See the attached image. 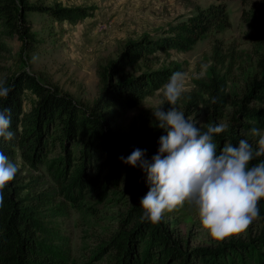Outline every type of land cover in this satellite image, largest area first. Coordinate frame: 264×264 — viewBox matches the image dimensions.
<instances>
[{
  "label": "rangeland",
  "instance_id": "obj_1",
  "mask_svg": "<svg viewBox=\"0 0 264 264\" xmlns=\"http://www.w3.org/2000/svg\"><path fill=\"white\" fill-rule=\"evenodd\" d=\"M15 2L19 12L18 1ZM28 2L46 6L60 4L65 7H89L92 8V15L76 23H60L45 13L27 12L22 23L18 19L10 25L8 20L0 22V81H4L6 87L19 73L26 71L49 90L70 97L89 111L105 88L104 75L128 43L146 36L161 35L181 18L187 19L198 9H209L219 4L226 7L225 15L191 51L157 52L148 62H140L128 73L137 75L149 70L177 68V71L186 73L185 94L199 89V83H208L215 75H219L227 81L230 102H240L250 92L253 80H260L261 77L264 14L263 6L257 0H250L246 4L241 0ZM245 12L248 13V20H245ZM202 66H206V69H202ZM202 70L204 75L197 79L196 76ZM38 100L35 94L27 91L23 106L25 113H30ZM162 101V110H169L171 105L156 91L138 106L106 116L112 118L113 128L126 138L139 139L145 132L155 129L158 121L153 110L161 106ZM177 106L195 123L202 125L206 122L207 110L200 108L193 111L187 108V102L178 103ZM251 106L256 105L253 102ZM234 109L231 105L221 122L225 129L232 123ZM59 129L60 126H57L50 132L53 145L43 153L42 161L36 166L29 161L32 158L30 152H27V158L16 150L14 160L18 158L20 164L17 175L25 185L38 181L35 190L30 191V197L44 192L55 200L53 205L46 207L48 210L42 208L44 214L51 213L62 203L66 204L65 214L52 215L46 219V225L68 240L72 252L71 264H117L119 255L112 246V239L131 228L127 219L133 199L132 189L124 181L118 185H106L110 167L103 170L96 168L101 166L103 160L95 153L89 160H80V156L74 155L73 158L77 156V160L70 159L69 165L68 162L60 163L59 159L65 156V152L57 135ZM261 131L264 133V130ZM258 140L259 137L252 136L249 131L248 141L254 149L258 148ZM75 164L84 172L85 181L97 178V187L83 188L74 198H69L62 187L69 184L70 174L59 176L58 181L54 176L66 170L71 173ZM28 193L29 190H26L22 196ZM163 221L189 252L194 249L213 251L232 241H241L251 246L243 264H264V246L253 243L264 232V218L256 220L247 235L232 237L220 244L213 241L202 228L199 211L194 204L186 203L182 209L167 214ZM196 264L207 263L198 259Z\"/></svg>",
  "mask_w": 264,
  "mask_h": 264
},
{
  "label": "trees",
  "instance_id": "obj_2",
  "mask_svg": "<svg viewBox=\"0 0 264 264\" xmlns=\"http://www.w3.org/2000/svg\"><path fill=\"white\" fill-rule=\"evenodd\" d=\"M15 1H18L19 12ZM241 1L246 4L250 0ZM257 1L262 4L264 14V0ZM27 12L45 13L60 23H76L90 17L92 8L65 7L60 4L46 6L30 4L28 0H0V22L8 20L10 25L18 19L22 23ZM225 12L226 7L223 4L209 9H198L189 18H181L179 22L171 25L161 35L146 36L128 43L124 52L104 75L105 88L89 111L70 97L49 90L26 71L19 73L9 84L8 97H0V110H11L10 131L15 134L11 141L0 138V151L10 158L14 159L16 150L21 151L25 157L30 152L32 158L28 160L36 166L42 161L45 155L43 153L53 145L50 132L60 126L57 135L65 152V156L59 159L60 163L68 162L69 165L70 159L77 160V156L73 158L74 155L80 156V160H89L95 153L103 160L101 166L96 168L103 170L110 167L106 185H118L124 181L131 187L133 199L127 219L131 228L127 232L118 233L112 239V246L119 255L117 264H196L198 259L207 264H243L246 253L251 251L248 244L232 241L213 251L194 249L189 252L182 247L179 239L172 234L171 228L163 220L158 225L142 220L143 208L140 200L149 191L147 175L142 168H134L124 163L120 157L127 158L134 149L139 148L146 150L144 159L151 161L158 153L159 138L167 135V132L157 124L152 132H145L141 138L129 139L115 130L112 118L106 116L138 106L177 72V68H162L131 75L128 73L129 69L140 62H148L157 52L191 51L222 19ZM244 17L248 20L247 12ZM260 66V80H253L250 92L240 102L229 101L227 81L219 75H215L208 83H199V89L185 94L178 102H187V108L193 111L200 108L207 110L206 122L202 125L196 123L201 130H206L210 124H221L227 109L231 105L235 107L231 125L214 136L217 151L226 143L237 145L241 139L248 140L249 131L253 127L264 130V62ZM27 91L39 98L37 106L30 113H25L23 108ZM253 102L255 107L251 106ZM261 159L264 157L252 163H258ZM85 163L86 160L83 164ZM73 167L71 173L66 170L54 176L58 181L59 176L70 174L69 184L62 187L69 198H74L83 188L97 187V178H88L85 181L84 172L78 169L77 164ZM31 183L23 184L17 175L5 190L4 208L0 211V264H71L72 252L68 240L46 225V219L52 215L65 214L66 204L62 203L57 208L53 206L51 213L44 214L42 208L53 205L55 200L44 192L30 197V191L35 190L38 181ZM26 190L29 193L22 196ZM259 210L260 218H264V198L259 202ZM253 243L264 246V232ZM226 249L230 251L226 252Z\"/></svg>",
  "mask_w": 264,
  "mask_h": 264
},
{
  "label": "clouds",
  "instance_id": "obj_3",
  "mask_svg": "<svg viewBox=\"0 0 264 264\" xmlns=\"http://www.w3.org/2000/svg\"><path fill=\"white\" fill-rule=\"evenodd\" d=\"M206 69V66H202ZM204 75L202 70L196 78ZM171 108L153 110L158 127L167 135L159 138L158 153L151 161L144 159L146 150L136 148L120 159L140 167L147 175L149 191L141 198L142 220L158 225L167 214L194 204L202 228L217 244L232 237L247 235L260 218L259 202L264 198V133L256 127L251 135L259 137L258 148L247 139L237 145L226 143L219 151L214 136L225 131V125L200 127L178 108L187 91L186 73L177 71L158 90ZM10 89L0 81V97L7 98ZM11 110H0V138L14 139ZM20 172L19 160L0 151V211L4 208L5 190Z\"/></svg>",
  "mask_w": 264,
  "mask_h": 264
}]
</instances>
